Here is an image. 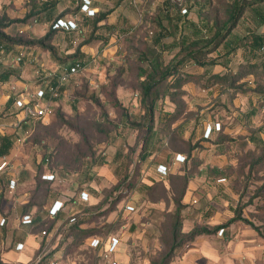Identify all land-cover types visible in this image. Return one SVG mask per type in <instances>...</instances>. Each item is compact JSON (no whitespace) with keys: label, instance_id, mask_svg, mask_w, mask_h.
Segmentation results:
<instances>
[{"label":"rangeland","instance_id":"1","mask_svg":"<svg viewBox=\"0 0 264 264\" xmlns=\"http://www.w3.org/2000/svg\"><path fill=\"white\" fill-rule=\"evenodd\" d=\"M43 1L46 0H0V18L7 19V32L27 40L45 37L51 25L34 22L36 16H31L34 5ZM84 1L89 4L88 14L97 8L112 11L108 22L122 23L110 34L102 30L92 34L82 14L74 19L79 20L82 28L70 38L75 40L74 47L89 40L83 46L87 54L86 67L65 81V89L57 103L53 101L50 115L32 123L28 131L20 132L26 141L19 156L25 153L31 163H36L38 156H50V174L56 176L52 179L54 187L62 191L70 189L71 193L75 190L79 196L88 178L98 183L94 198L81 203L94 215L70 234H64L57 247L52 248L53 253L61 250L59 255L64 253L86 264H110L118 259L120 251L106 254L104 250L88 247L90 238L99 236L106 241L111 237L119 239V247L125 248L124 258H128L123 264H264V97L256 92L264 90V70L257 71L252 65L256 60L261 62L264 55L246 59L240 48L226 55L224 45L213 50L217 30L202 26V34L194 33L191 37L199 40L209 63L200 66L196 62H185L181 65L180 71L191 73L194 80L187 82L181 91L173 90L174 95L159 101L154 126L158 130L164 128L162 131L172 149H182L187 144L176 132L169 137L173 128L182 124L187 127L184 135L199 145L206 137L207 127L215 128L217 122L221 125V135L213 138L217 141L221 137L227 139L222 142L221 154L211 147L214 155L194 165L196 196L190 198L187 205L181 203L180 235L174 240L177 207L166 200L151 213L153 215L149 214L144 203L142 168L138 163L147 134L146 126L141 123L145 99L142 82L148 72L142 58L158 53L162 68L177 61L176 50L157 47L159 43L173 41L171 36L161 37L158 21L153 19L164 0ZM185 1L174 0L187 8ZM258 1L245 2L264 9V4ZM76 2L79 0H61L58 8L73 11ZM224 3L217 1V6L203 12L205 0H198L191 11L183 14L197 23L206 18L211 21L216 16H221L223 22L228 14L220 10L225 7ZM86 8L83 6L82 10L85 12ZM257 17L248 8L232 36H242L248 31L264 33V25H258ZM184 29L190 34L194 28L189 24ZM100 34L106 35L107 41L96 37ZM69 43L64 33L47 41L55 47L60 58L65 57ZM36 49L38 51L32 53V50L18 47V51H13L6 59L0 58L7 62L5 68L15 70V78L26 83L25 87L15 90L13 98H31L40 85L58 72L50 51L41 46ZM214 74L228 79L213 84L217 81L212 78ZM164 84L166 82L162 86ZM208 84L211 85L207 87ZM7 112L17 117L25 116L18 107L8 110L0 102V118L9 116ZM166 113L177 119L159 121V118H167ZM252 137L258 141H253ZM19 156L16 159L22 162L23 157ZM128 158L130 163L125 168L123 163ZM103 160L108 165L96 166V162ZM118 168H122L123 184L121 180L115 181L114 171ZM130 174L137 176L140 182L122 202L112 204L110 199L117 192L116 188H125L128 184L125 177ZM36 182L38 179L31 178L27 188H35ZM157 195H163L161 189L157 190ZM131 199L134 202L131 203ZM129 203L136 206L134 212L126 210ZM46 225L51 226V222L47 221ZM9 231L12 236L5 234L2 240L10 242L11 248L27 233L16 227ZM0 264H4L3 261L0 260Z\"/></svg>","mask_w":264,"mask_h":264},{"label":"trees","instance_id":"2","mask_svg":"<svg viewBox=\"0 0 264 264\" xmlns=\"http://www.w3.org/2000/svg\"><path fill=\"white\" fill-rule=\"evenodd\" d=\"M198 0H186L185 5H187V12L191 11L193 9V6L197 4ZM217 1L220 3L221 1H225V7H220L221 11L224 13H228L225 20L221 21V16H216L212 18L210 21L206 18V21L202 20L201 23H197L191 20L187 19V15H184L182 13L183 5H180L179 2H174V0H164L163 4L158 7L159 14L154 17L153 19L155 21H158V26L161 30V37L171 36L173 37V41L168 44H161L159 43L157 45L161 47L162 50H176V57L177 61L175 64L171 63L165 67H161L160 65V58L159 54H152L151 56H144L142 59L145 61L146 66L145 69L148 70L147 76L142 82V92L144 95V101H143V116L141 123L142 125L146 126V136L144 139V147L142 149V153L140 154V159L143 157L144 153L147 149V140L149 135L151 134L152 130L154 129L155 125V113L157 111L158 103L161 99H165L167 96L174 95L173 90H182L183 86L190 81L194 80V77L191 73H185L183 70L180 71V66L183 65L185 62H196L200 66H204L209 63L207 62L208 58H204L205 51L203 50L202 46L199 45V40H195V37H191L194 33H201L203 32V27H210L213 30H217L215 33V43L213 50H216L221 45H224L226 47V55H229L230 52L233 50H237V48H240L244 50L243 58L246 59H253L259 57L258 55L262 54L264 55V33H258L256 31H248V33L240 36L238 34H234L232 36V33L234 32V29L240 24V21H243L244 14L246 13V10L248 8H251L253 12L256 14V17L258 18V25L262 26L264 25V9L263 8H254V4L251 2H245L246 0H205V4L203 5V12L209 11V8L217 6ZM61 0H46L43 1L41 4L37 5L35 4L33 9L34 11L31 13L32 17L36 18L34 19V22L37 21H43L48 22L51 25V30L45 35V37L40 39H33V40H27L23 37H16L9 34L6 30V27L8 26V23L6 22V18L1 17L0 18V58L1 56L8 55L15 51L18 47H23L24 49H33L37 48L39 46L47 49L50 51L52 57L55 59V62L58 64V72L49 80L50 84L53 88H57L60 91H63L65 89V83L59 84V78L63 75V73L67 70H70L73 66L79 65L80 67L86 65V58L87 54L83 50V46L89 42L85 41L82 43H79L77 46L74 47L75 40H71V36L76 31H81V25L78 22H76L74 19H77V16L82 14V17L86 20V25L88 28H90L91 33H98L99 31H105L104 34L108 32L110 34L111 32L116 31L122 22H115L111 23L108 22L109 15L112 11H103L102 9L98 8V10L95 12L93 10L92 14H88L87 10L85 12L82 10L83 6L89 4L86 3L84 0H79L76 8L72 10H60L58 8L59 3ZM258 2H261L264 4V0H259ZM91 3V1H90ZM256 3V2H255ZM40 6V7H38ZM38 9V10H37ZM213 9V8H212ZM224 9V10H222ZM219 10V11H220ZM42 11H45L47 14L44 15ZM202 11V10H201ZM217 11V10H215ZM43 15L45 17H43ZM73 18V19H70ZM74 20L75 28H66V27H55V24L58 22V20H65L69 21ZM124 22H127V20L124 18ZM191 24L194 28L190 34H186L185 27L187 25ZM225 28H224V27ZM31 27V25H30ZM218 28H221L219 30ZM223 28V30H222ZM225 29V30H224ZM126 30V29H124ZM23 31H21L22 33ZM64 33L65 36L69 39V47L66 50V54L64 58H60L57 55L55 47L52 45L54 44H47V41L51 38H55L58 34ZM104 34L97 35L98 38H104L105 41H107L106 35ZM107 34V35H108ZM231 36V38H229ZM199 39V38H198ZM73 48V49H72ZM72 49V50H71ZM211 51H207L209 53ZM161 57V56H160ZM248 57V58H247ZM23 58H21L22 60ZM261 62H253V67L257 69V71L264 70V56L260 60ZM5 64L1 61L0 62V81H6L8 80L12 75L15 74L14 69L5 68ZM214 80H217L216 82L213 81V84L215 83H223L227 81V76H223L221 74H214L212 77ZM211 78V79H212ZM236 80V79H235ZM164 86H162V84ZM211 85L208 84L207 87ZM257 94L259 96L264 97V90H256ZM59 97V96H58ZM58 97L54 99H58ZM9 107L15 103V98H12L9 100ZM8 109V108H7ZM167 118H164L162 121H174L177 119V116H173L171 114H165ZM107 117V116H106ZM31 118V117H30ZM34 119V118H31ZM29 125L24 124L22 131L26 132L28 131ZM262 129V128H261ZM216 129H212L210 135L212 132ZM220 130V129H219ZM218 130V131H219ZM21 135V133L17 130H14L10 133H7L4 135L0 141V156L6 155L11 153L16 148V141L18 137ZM205 137L207 140H210L211 136ZM209 138V139H208ZM221 142H225L227 139L224 137L220 138ZM256 139V140H255ZM253 141H258L257 138L252 137ZM44 160L47 161L50 164V156H45ZM164 165V164H163ZM167 166V165H166ZM168 168V167H167ZM168 173V172H167ZM130 177H133V174L126 175L125 181H128L125 188H116L117 192L114 193L113 197H111L110 202L112 204H117L119 201H121L125 195H127L130 191H133L136 184L140 182V180L137 181V179L134 177V179H130ZM137 177V176H136ZM122 184L124 182H121ZM41 187L40 183L37 185L38 192L39 188ZM133 189V190H132ZM53 190V189H52ZM49 193V188H46V195ZM36 194V193H35ZM36 201V200H35ZM180 205L181 200L180 197L176 198V207H177V221L176 224L173 226V239L176 240L180 235ZM136 209V206L133 205ZM88 208L84 207L82 209L77 208V202L75 199H71L68 206V221L67 223H63V226L61 227V231L64 234H70L72 230H75L79 227V225L85 221H87L91 215H94V213L90 214L88 212ZM112 211V209H111ZM134 212V211H133ZM32 216V215H31ZM58 214L56 215V217ZM72 217H76L75 223H72L68 226L69 219ZM36 224V218L32 216V223ZM46 222H42L41 224H38V227H40V231H46L48 233V227L44 228ZM68 226V227H67ZM71 226V227H70ZM43 227V228H42ZM43 250L41 249L39 253H41ZM38 253V254H39ZM37 254V255H38ZM54 253L51 251L48 254L49 256H53ZM66 256H70L65 254Z\"/></svg>","mask_w":264,"mask_h":264},{"label":"crops","instance_id":"3","mask_svg":"<svg viewBox=\"0 0 264 264\" xmlns=\"http://www.w3.org/2000/svg\"><path fill=\"white\" fill-rule=\"evenodd\" d=\"M97 10L98 8L94 11L96 12ZM17 49L16 51H18ZM29 50H32V53H36L38 51L36 48ZM9 55L10 54L1 56V59L2 57L6 59ZM19 58L21 59V57ZM3 63L6 64L7 62L3 61ZM14 75H12L6 81H0V102H3V107H5V109L8 108V110H12L14 106L17 109L15 103L9 107L8 102L13 98L12 96L14 93H16L15 90L18 91L20 87L26 86L25 82L18 80ZM10 83L11 89L7 91L8 85ZM53 101H56L57 103V99ZM159 105L160 104L158 103L157 110L159 109ZM11 113L12 112H7L9 116L0 118V141L4 135L14 130L18 129L19 132H22V128L25 123L30 127L32 123L38 122L37 120L31 119L26 115L17 117ZM159 121H162L161 118H159ZM162 129L164 130L162 127L160 130L154 127L147 140L148 146L146 152L144 153L143 157L138 160V163H140V167L142 168V170H140L143 177L142 179L145 182V184H142V188L145 192L144 203L146 207L149 208L150 215H153L151 213L157 210V208H159L162 203H166V200H168L172 206H175L176 198L180 197L181 203L187 205L190 198H194L196 196L195 187L197 182L195 178L196 172L193 169L194 165L198 164L199 162H206V160L209 159L212 154L214 155V152H211V147H215L214 151L217 152V154H221L222 152H220V150L223 146L221 141H217L213 138L220 136V131L214 130L211 134L212 137H210V140H207L205 137H203L199 145L194 142L193 138L190 140V138H187V136L184 135V133L187 131V127H185V124H182L176 128H173L169 137H171V135L176 132L180 138L187 140V144L182 149H172L169 147V144L166 140V134H164ZM20 139L23 140L22 143L19 142ZM25 141L26 137H23L21 133L16 141V148L11 153L0 156V162L4 157L10 159L11 161L10 167L5 171L0 172V218H6V224L0 227V260L3 261L4 264H20V261L23 262V264H31L30 262L36 258L41 249H47L49 252H51L52 248L57 247L63 236V234H60V231L63 223H67V219L70 215L68 214L70 200L72 198L75 199L77 202V208L82 209L85 206L81 205V192L86 191L89 195V198L91 199L94 198L93 192H97L95 189H97L98 183H93L94 181L92 178H88V181L81 188L79 196L76 195L77 192L75 190L73 193H71L70 189L62 191L60 187H54L53 185L55 182H52V179L43 178V175L50 174L52 172L49 170V163L44 160L45 156H38L36 163H31L25 153L19 156L21 147L24 145ZM177 154L184 156L185 160L183 162L177 161ZM18 156L21 158L23 157L22 162L16 159ZM129 163L130 160L128 158V160L123 163L125 168ZM160 164L167 165L168 174L162 175L158 172L156 167H158ZM97 165L104 167L108 164L105 160H103L101 162H96V166ZM120 165L122 164L120 163ZM121 169L122 168H118L117 171H114L116 182H119L120 180L122 182L121 178L123 175L121 174ZM54 170L55 169H53V172ZM148 176H150V178ZM134 177H130V179L132 178L133 180ZM26 178H28V180ZM31 178H34L35 180L38 179L36 184L38 185L40 183L41 185L38 192H36L37 185L33 189L27 188V183H30ZM11 180L15 181V187L13 189L10 188ZM46 188H49V193L47 195L45 194ZM158 189H161L163 192V195L160 197L157 195ZM135 191L138 192L137 190ZM57 200L64 202V208L58 213V216L56 217L50 214V209ZM131 200V203L134 202V199ZM136 201L138 202L137 199ZM120 202L122 201H119L116 205H118ZM24 214H30L34 216L36 218V224H23L21 222V218ZM47 221L51 222V226L44 224V228L48 227V234L43 235L40 231V227H38V224ZM14 227L22 231L27 230V233L25 232L24 235L14 243L13 248H11L10 242L6 241V243L2 239L5 234L7 237H11L12 235L10 233L12 232L9 230ZM18 242L24 243V249L21 251L16 250V244ZM60 251L61 250H57L54 252V254L58 256ZM117 251H120V253L116 261L119 264L125 263L128 260V258L127 260L124 258L125 248L123 246H118L116 252Z\"/></svg>","mask_w":264,"mask_h":264},{"label":"built area","instance_id":"4","mask_svg":"<svg viewBox=\"0 0 264 264\" xmlns=\"http://www.w3.org/2000/svg\"><path fill=\"white\" fill-rule=\"evenodd\" d=\"M86 10L89 9L88 5H86ZM93 12V11H92ZM187 9L184 7L182 8V13H186ZM74 22L72 20L65 21V20H58V22L55 24V27H66V28H75ZM86 65L80 67L79 65L73 66L70 70H67L63 73V75L59 78V84L65 83L66 80L70 78L71 75L75 74L76 72L84 69ZM50 81L47 83H44L40 85V87L36 90V92L32 95L31 98L21 97L15 99V105L20 110H23L25 112V115L27 117L34 118L37 121L43 120L46 116L50 115L52 113V107H53V100L54 98L58 97L60 95V91L57 88H53L52 85H49ZM215 125V128L212 126H208L206 129V137L210 135L212 129L219 130L221 128V125L219 122H217ZM20 143L23 142L22 139L19 140ZM176 160L183 162L185 160V157L181 154L176 155ZM11 165L10 159L4 157L0 162V172H3L7 170ZM157 170L162 175H166L168 172V168L166 165L160 164L157 167ZM55 176L53 174H45L43 175L44 179H53ZM15 187V181H10V188L13 189ZM81 200L87 201L89 199V195L86 191L81 192ZM64 208V202L63 201H55L53 206L50 209V214L52 216H56L62 209ZM126 210L131 213L135 211V208L133 205H127ZM76 217H72L69 219L68 226L72 223H75ZM21 222L23 224H31L32 223V216L30 214H24L21 218ZM6 224V218L2 217L0 218V227L4 226ZM67 226V227H68ZM43 235L48 234L46 231H42ZM60 234H63V232H60ZM119 239L116 237H111L109 240H104L102 237L94 236L91 237L88 241V246L91 249H97V250H104V253L106 254H113L116 252L118 246H119ZM24 249V243L18 242L16 244V250L21 251ZM50 252L46 249L43 250L41 253H39L34 261L31 264H86L83 263V261H79L75 258H71L70 256H64V253L62 255H53L49 256L48 254ZM110 264H119L116 260H113L110 262Z\"/></svg>","mask_w":264,"mask_h":264}]
</instances>
